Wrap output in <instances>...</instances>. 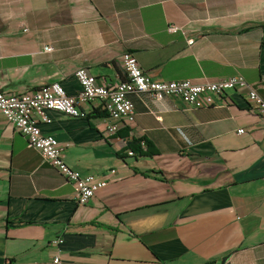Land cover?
Masks as SVG:
<instances>
[{"label":"crops","instance_id":"0c3cea01","mask_svg":"<svg viewBox=\"0 0 264 264\" xmlns=\"http://www.w3.org/2000/svg\"><path fill=\"white\" fill-rule=\"evenodd\" d=\"M125 52L154 79L240 74L264 97V0H0L1 91L76 95L79 67L115 85ZM132 99L115 134L97 101L46 110L66 162L108 181L86 205L0 116V264H56L57 238L60 264H264V117L247 91L203 109Z\"/></svg>","mask_w":264,"mask_h":264},{"label":"built area","instance_id":"2783aa9c","mask_svg":"<svg viewBox=\"0 0 264 264\" xmlns=\"http://www.w3.org/2000/svg\"><path fill=\"white\" fill-rule=\"evenodd\" d=\"M176 29L175 26L169 27L170 31ZM50 49L47 47V50ZM120 61L125 78L115 85L99 83L87 68H77L75 76L81 88L76 95L67 94L60 82L44 84L22 94L0 90V116L26 137L28 146L40 153L43 162L51 165L73 184L76 201L81 205L88 204L108 181L83 175L66 162L64 148L59 141L41 132L40 125L49 121L46 110L52 109L67 116L78 117L82 113V105L97 101L108 115L106 131L115 134L121 124L131 126L135 123L134 95L146 93L156 100L176 97L191 108L203 109L218 104L229 90H246L249 102L264 117V97L240 74L200 82L191 79L160 80L152 78L131 52L123 53ZM239 132L243 133L244 129H239ZM61 243L59 238L54 241L58 250L54 258L56 264L61 263Z\"/></svg>","mask_w":264,"mask_h":264},{"label":"trees","instance_id":"16d2710c","mask_svg":"<svg viewBox=\"0 0 264 264\" xmlns=\"http://www.w3.org/2000/svg\"><path fill=\"white\" fill-rule=\"evenodd\" d=\"M141 141H133L131 143L128 144V149L132 150L133 153L137 152L139 154H155L156 153V149L153 148V146L148 143L147 145V149L144 151L140 145ZM151 172L155 173V174H159L162 176V172L161 171H154L152 170Z\"/></svg>","mask_w":264,"mask_h":264}]
</instances>
